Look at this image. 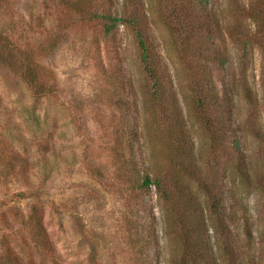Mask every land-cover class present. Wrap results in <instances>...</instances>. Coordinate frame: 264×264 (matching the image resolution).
I'll list each match as a JSON object with an SVG mask.
<instances>
[{
    "label": "rangeland",
    "instance_id": "1",
    "mask_svg": "<svg viewBox=\"0 0 264 264\" xmlns=\"http://www.w3.org/2000/svg\"><path fill=\"white\" fill-rule=\"evenodd\" d=\"M232 1L212 0L223 24H237L252 32L254 24L246 14L228 12ZM239 1L248 6L249 0ZM164 2L141 0L146 39L166 75L163 90L169 97L163 104L151 96L152 82L129 25L117 23L105 37L97 23L75 21L62 28L63 14L57 12L56 0H0V16L4 11L28 40H34L30 32L39 29L41 33L45 27L59 28L63 35H54L49 49H30L29 60L33 57L31 64L43 67L39 80L51 88V95L35 100L27 85L7 82L0 71V143L15 153L13 162L23 167L10 172L0 156L1 255L8 249L43 262L41 255L26 252L27 236L16 234L33 200L40 202L43 226L55 249L49 264H127L133 255L128 239L135 233L134 225L146 231L151 225L159 246L150 252L159 264H194L185 257L174 218L154 188L152 193L131 195L117 184L116 167L121 168L129 157L125 141L117 142V132L121 124L129 123L141 133L139 157L149 163L153 177L170 173L171 161L177 166L173 174L184 192L183 200L191 198L205 214V238L210 237L214 245L213 264H264L262 248L255 263L249 259L250 245L242 234L246 222L263 229L264 194L230 175L234 153L229 145L220 152L212 150L192 104L189 72L193 59L184 49H195V39L187 48L182 37L170 31ZM64 8L60 9L64 12ZM114 8L121 14L118 4ZM220 48L228 49L230 61L227 73L215 71L218 77L228 75L236 87L239 77H245L260 97V50L252 48L244 59L241 48L226 34ZM236 109L244 151L250 164L264 173V144L249 134L252 127L264 128V109L251 111L238 98ZM176 121L182 128L175 135ZM173 141L180 153L174 151ZM186 168L195 171L194 178L184 172ZM197 180L214 182V191L225 198V214L230 213V219L223 217L221 224L234 230V239L238 237L233 257L223 252V234L216 231L207 192ZM184 203L189 205V201ZM185 223L195 226L196 221L187 218ZM262 244L257 242L258 247Z\"/></svg>",
    "mask_w": 264,
    "mask_h": 264
},
{
    "label": "trees",
    "instance_id": "2",
    "mask_svg": "<svg viewBox=\"0 0 264 264\" xmlns=\"http://www.w3.org/2000/svg\"><path fill=\"white\" fill-rule=\"evenodd\" d=\"M56 1L58 2L57 12L63 14L61 18L62 28L68 26V24H74L75 21L97 23L103 28L104 36L108 37L117 23L129 25L135 35L140 52V61L146 76L152 82L151 96L157 103L162 102L164 104L165 99L169 97L165 96L163 90V81L166 79V75L159 66L155 51L151 49L150 43L146 39L142 20L143 15H141V0H120V3L118 0ZM164 1L166 23L170 31L177 38L182 37V45L186 44L185 47L187 48H189L191 40L195 39V49H184L185 53H190L193 59L189 72L190 80L192 78L191 88L194 92L192 104L197 121L209 136L212 150L220 152L226 145H229L230 150L234 153V157L229 161L230 175L237 177L245 186L254 188L264 194V173L258 172L257 168L250 164L244 151L240 136L242 125L238 121L239 116L236 109V98L242 99L251 111H257L259 108L264 109V0H249L247 7H244L241 1L233 0L228 6V12L231 11L235 15L246 14L249 17L254 24L252 32H248L237 24L224 25L222 15L212 0ZM114 4L120 6L121 14L118 13L117 8L113 9ZM60 8H64V12ZM7 17V14L3 11L2 16H0V71L2 78H6L4 80H7V82L8 79H11L18 85H27L35 100H41L51 95V88L39 80L43 67H34L35 65L31 64L33 57L29 60L30 49H49V47H52L53 36L57 35L55 38L63 36L62 31L55 27L48 29L45 27L39 33V29H37L36 32L28 34L34 39L30 41L21 29H16L17 23H14L11 17ZM225 34L238 44L241 48L238 50L242 53L244 59L252 48L256 47L260 50L263 56L261 63L263 91L260 97L256 91H253L252 86L245 77L244 79L241 76L239 77L240 86L236 87L233 84V79L232 81L228 80L230 79L227 78L228 75L227 77L225 75L218 77L215 73L219 69L228 72L230 53L228 49L220 48L222 42H224ZM17 84L16 86H18ZM181 128V123L176 121L173 125L174 134H178ZM249 134L261 144H264L263 127H252ZM118 141H125V150L129 157L125 159L126 163L122 164L121 168L116 167L115 178L117 184L123 185L125 191L131 195L152 193V188H154L155 194L167 203L170 214L174 218L185 257L189 258L194 264L198 262L200 264H213V261H215L213 256L214 245L210 237L209 239L205 238L206 231L203 226L205 214L198 205L194 206L193 202L195 201L192 202L191 198H185L186 202L189 201L188 206L184 203V192L179 185V180L173 174V171L177 168V166H174V162L171 161L170 173L153 177L150 173L149 163L139 157L141 133L137 131V128L133 130L129 123L121 124V128L117 132ZM174 141L171 145L176 153H180L181 150L178 149ZM0 156L8 162L6 168L10 172H14L16 167H22V165H16L13 162V160H17L15 153L6 149L2 143H0ZM183 170L191 178H194V170L188 168ZM206 182L207 184L200 183H202L203 190L207 192L208 211L215 217L216 231L223 234V252L230 257L234 254L235 248L233 245L237 244L238 237L234 239V230L221 224L223 217L226 216L230 219V213L225 214V198L222 194H217L214 191V182ZM39 206V201L36 203L30 200L29 211L22 217L16 234L20 237L27 236L29 250H26V252L29 253L30 251L41 255L43 262L34 261L29 254L24 257L20 252L5 249L4 255H1L0 252V264H49V262L54 261L55 249L43 226V215L39 210ZM199 210H201L200 213ZM192 214H195V218ZM187 218L196 221L195 226L186 224ZM197 221H202V223L197 224ZM132 228L136 230L133 236H129L128 241L131 245L130 252L133 255L127 264H159L160 262H156L154 255L150 252L151 248L155 249L156 246H159L154 233H152L151 225L147 231L143 230L141 225H134ZM242 234L245 241L250 245L248 257L255 263L254 258L261 255L260 248L264 253V225L263 229L259 230L255 228L252 222H246ZM257 242L263 244L258 247ZM234 255H236V252ZM232 260L235 259L232 258Z\"/></svg>",
    "mask_w": 264,
    "mask_h": 264
}]
</instances>
